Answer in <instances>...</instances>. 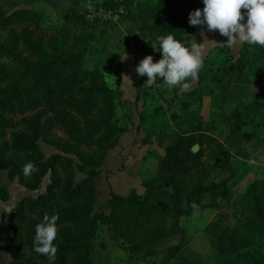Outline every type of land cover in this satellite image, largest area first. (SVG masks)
I'll use <instances>...</instances> for the list:
<instances>
[{
	"label": "trees",
	"instance_id": "trees-1",
	"mask_svg": "<svg viewBox=\"0 0 264 264\" xmlns=\"http://www.w3.org/2000/svg\"><path fill=\"white\" fill-rule=\"evenodd\" d=\"M133 1L124 0V19L135 27V51L148 39L159 50L158 38L169 34L190 48L193 35L204 28L188 23L190 12L203 9L200 0ZM112 4V0H104L101 5ZM40 22L41 16L30 9H0V170L28 192L39 190L49 174L42 194L24 197L7 215L8 264H92L98 223L109 226L120 240L129 264L142 260L157 264L158 248L182 234L181 217L218 208L219 202L230 199L227 184L234 174L230 155L223 143L200 127L194 134L178 135L165 147L154 177L143 183V196L131 192L122 197L111 192L105 207L96 212L100 167L126 130L117 124L119 103L117 98L115 103L104 71L85 59L95 36L82 33L79 27L100 23L86 22L71 8L55 31L44 29ZM225 63L227 75L239 76L245 69L241 62ZM240 106L227 116L228 137L240 132L244 124L248 107ZM257 107H264V102ZM39 142L55 153L45 158ZM194 145L199 146L195 154L191 152ZM29 162L36 171L26 177L23 166ZM216 168L229 176L214 180ZM8 197L0 181V201ZM232 208L233 227H207L214 240L215 264H264V182H250L232 201ZM104 209H109L108 215ZM45 214L59 216L53 241L57 252L52 261L33 246L36 225ZM184 247L181 239L159 264H195L183 254Z\"/></svg>",
	"mask_w": 264,
	"mask_h": 264
},
{
	"label": "rangeland",
	"instance_id": "rangeland-1",
	"mask_svg": "<svg viewBox=\"0 0 264 264\" xmlns=\"http://www.w3.org/2000/svg\"><path fill=\"white\" fill-rule=\"evenodd\" d=\"M103 1L91 0L90 2L100 5ZM140 1L151 4L155 0ZM200 1L203 4L202 0ZM85 2L86 0H0V9L6 12L21 8L30 9L41 16V27L52 32L63 24V16L70 8L78 15L83 16ZM131 6L134 9L133 3ZM79 28L82 33L95 36L94 41L91 42L92 51L85 59L87 64L96 63L98 69L104 71L105 79L114 92L115 103L116 98L118 102L120 95L118 65L125 53L128 59H134L133 63L136 65L144 58V55H151L154 63L161 59L157 45L150 39L143 44L140 51L134 50L132 42L133 35L136 33L135 27L126 19H123L119 25L109 26L108 29L102 23L94 27ZM0 36H2V32H0ZM246 46L243 48L245 49ZM227 52L226 46L223 45L217 55L211 58L210 61L214 63L211 68L208 67L207 61L203 64L204 72L201 74L205 78H198L196 87L194 86L191 90H184L180 93L182 90L180 86L169 89L162 79H158L156 85L148 87L145 85L146 77L142 78L139 83H133L130 88L137 91L144 89L145 96L148 97L144 100L148 102V107H142L144 110L138 114V129L143 130L145 143H155L163 149L178 135L194 134L200 127L202 132L223 143L224 149L230 155L231 168L234 173L233 178L227 184L232 191L230 199L226 202H219L218 208H205L190 216L181 217L179 224L182 234L175 235L158 248L159 253L155 257L157 264L160 263L162 256L176 246L181 239L185 241L183 254L189 261L195 264H215L214 240L211 233L207 231V227L212 224H217L220 227H233L236 218L233 213L232 201L250 182H264V107H257L255 101L252 103L241 102L240 109L244 106L248 107L247 112L243 115L244 124L240 132L228 137L230 123L227 116L230 111H226L225 107H219L223 111L212 114L204 122L198 120L202 107L201 99H198L194 104L188 101L192 100L198 92H204L205 96L212 98L214 91L217 93L223 91L221 87H217L219 84L221 85L227 75L224 70ZM203 80L205 81L202 82ZM149 95H152V98ZM250 97L255 100L263 97L264 100V91ZM183 103H187L188 106H182ZM119 105L120 108L124 107L122 103ZM39 145L45 158L55 153V150L42 142H39ZM207 151L208 149H206L205 155L208 156ZM212 175L214 180L219 181L228 177L229 173L216 168L212 171ZM81 177L77 175L76 179L79 180ZM0 181L11 194L8 200L0 201L2 216L0 220V264H8L11 259L7 251V221L4 216L10 209H14L24 197L36 198L42 194L49 183V174L43 179L39 190L33 192L26 191L17 183L16 179L9 178L6 171L0 170ZM204 201L209 202L207 199ZM100 209L97 208L95 211L99 212ZM104 213L108 215L109 209L104 210ZM91 259L92 264H129L126 254L121 249L120 240L114 237L109 226L102 223H98L96 235L92 241ZM138 264H151V262L142 260Z\"/></svg>",
	"mask_w": 264,
	"mask_h": 264
},
{
	"label": "crops",
	"instance_id": "crops-1",
	"mask_svg": "<svg viewBox=\"0 0 264 264\" xmlns=\"http://www.w3.org/2000/svg\"><path fill=\"white\" fill-rule=\"evenodd\" d=\"M193 39L198 44L204 42L205 39L216 42L215 45L208 46L203 58V64L207 61L209 68L214 64L210 61L211 58L217 55L223 45L228 50L226 60H230L234 64L241 62L245 65L241 75H225L221 85L219 84L217 87H221L223 91L218 93L214 91L212 98L205 96L204 92H198L192 100H188L194 104L198 99H201L202 107L198 120L206 122L212 114L223 111L219 107H225L226 111L231 112L241 102H264L263 97L259 100L250 97L264 91V46L249 45L247 43L228 46L224 44L227 41L226 37H222L218 31H208L206 27L196 32ZM245 45L247 46L244 49ZM122 58L120 60V95L118 96V102L122 103L124 107L117 106L116 120L117 124L124 126L126 130L120 136L118 145L107 152L100 167V174L96 180V209L105 207L111 192L122 197L128 196L131 192L143 196L145 193L143 183L154 177L159 159L163 157L165 150V148L161 149L158 144L144 142V132L142 129H138V114L148 107V102L144 101L148 97L145 96L146 91L144 89L137 91L130 88L133 83L141 82V79L146 76H138L135 69L139 64H134V59L127 58L125 60ZM203 68L200 69L198 78H205L201 74L204 72ZM123 76H127L131 82L123 81ZM196 85L197 80H191L189 87L182 88L180 93L184 90H191ZM246 94L249 95L246 97ZM150 98H152V95ZM142 107L144 108L142 109ZM8 193L11 197L9 191ZM9 211L4 216L5 221H7ZM1 218L0 213V220Z\"/></svg>",
	"mask_w": 264,
	"mask_h": 264
},
{
	"label": "clouds",
	"instance_id": "clouds-1",
	"mask_svg": "<svg viewBox=\"0 0 264 264\" xmlns=\"http://www.w3.org/2000/svg\"><path fill=\"white\" fill-rule=\"evenodd\" d=\"M202 2L204 5L202 10L196 9L189 13L190 26L218 31L222 37L227 38L224 44L228 46L237 43L264 46V0H202ZM215 44V41L207 39L198 44L192 39L189 48L171 34L160 36L158 46L161 59L154 63L153 57L148 55L139 62L135 71L139 76L147 77L145 85L148 87L156 85L157 80L162 79L169 89L176 86L187 88L189 85L185 81L188 78L192 81L198 79L207 48ZM122 59H127L126 53ZM124 80L131 82L127 76H123ZM34 171H36L34 163L29 162L23 166L26 177ZM58 219V214L51 216L45 214L43 222L37 224L35 229L34 251L46 256L49 261L54 260L57 252L53 241L57 236Z\"/></svg>",
	"mask_w": 264,
	"mask_h": 264
},
{
	"label": "built area",
	"instance_id": "built-area-1",
	"mask_svg": "<svg viewBox=\"0 0 264 264\" xmlns=\"http://www.w3.org/2000/svg\"><path fill=\"white\" fill-rule=\"evenodd\" d=\"M91 0H86L83 18L86 22L105 23L109 26H116L121 23L127 14L124 0H112L114 4L109 6L95 5Z\"/></svg>",
	"mask_w": 264,
	"mask_h": 264
},
{
	"label": "water",
	"instance_id": "water-1",
	"mask_svg": "<svg viewBox=\"0 0 264 264\" xmlns=\"http://www.w3.org/2000/svg\"><path fill=\"white\" fill-rule=\"evenodd\" d=\"M198 150H199V146H198V145H194V146L191 148V152H192L193 154L197 153Z\"/></svg>",
	"mask_w": 264,
	"mask_h": 264
}]
</instances>
